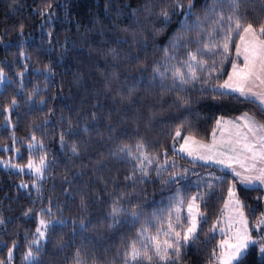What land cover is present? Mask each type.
Segmentation results:
<instances>
[{
	"label": "trees",
	"instance_id": "16d2710c",
	"mask_svg": "<svg viewBox=\"0 0 264 264\" xmlns=\"http://www.w3.org/2000/svg\"><path fill=\"white\" fill-rule=\"evenodd\" d=\"M230 16L258 29L264 0H192L191 7L189 0H0V161L9 157L25 166L47 157L40 176L0 162L2 264H123L128 245L147 242L162 224L166 229L177 206L186 227L185 205L197 194L203 213L197 238L175 264H216L214 226L232 184L250 226L257 223L264 214V188L245 187L229 171L176 150L185 136L209 142L220 118L247 113L264 123L256 101L216 87L232 62L240 63V30L232 32L227 53L222 47L234 28ZM204 44L215 47L209 52ZM188 52L207 63L197 66V80L176 87L171 72ZM157 66L168 69L164 78L153 73ZM140 142L155 157L143 178L135 160L113 155L123 145L135 152ZM73 143L79 155L72 153ZM165 160L166 170L157 176ZM172 171L183 178L164 184ZM133 174L136 179H126ZM114 200L126 212L109 227ZM42 218L50 223L45 239L31 245L39 248L38 259L29 262L24 257ZM81 219L87 224L83 231ZM241 264H264L257 245Z\"/></svg>",
	"mask_w": 264,
	"mask_h": 264
},
{
	"label": "snow or ice",
	"instance_id": "6c2138e0",
	"mask_svg": "<svg viewBox=\"0 0 264 264\" xmlns=\"http://www.w3.org/2000/svg\"><path fill=\"white\" fill-rule=\"evenodd\" d=\"M191 5L192 0H189V6L191 7ZM161 15L167 20V12H162ZM219 19H224L223 15ZM228 19L234 23V28L230 27L227 30L222 47L224 52L227 53L229 43L232 42V32L240 30L238 32L239 41L236 42L235 48L237 57H243V63L241 65L233 61L232 70L228 73L227 79L223 83L216 85V87L239 93L243 97H256L260 104L264 105V91H253V87L257 84L264 86V24H261L257 29L251 23L245 26L239 17L230 16ZM120 42L127 43V41ZM176 47H182V45L177 44ZM213 47L215 46L209 44L203 45V48L209 52L212 51ZM110 51L114 55L116 50L111 49ZM180 63L182 66L175 67L171 72V77L173 85L182 88L184 85L191 84L198 79L197 66L200 68L204 67L207 61L198 58L197 52H188L187 58ZM185 68L187 71L184 70ZM48 71L51 72V69H48ZM152 71L156 75L161 76V78H164L168 69H165V72H161L159 66H157ZM3 78V69H0V80H3ZM105 87L107 88V85ZM129 91L131 92V89ZM13 104H15V101H13ZM93 119H95V113H93ZM217 129L221 133L219 139L216 136ZM69 131H71V125H69ZM176 137H180V128L176 130ZM60 140L63 145V134H61ZM29 147L32 148L34 145L29 144ZM144 148L145 146L142 142L137 143L135 152L131 150L130 146L123 145L117 151L113 152V155L117 158H130L135 160L137 162L135 170H138L140 176L143 178L149 175L148 168L153 164L155 159V157H150L144 151ZM71 151L74 155H79L75 143L72 144ZM179 151L191 157L193 162L197 160L214 162L230 168L241 184L250 185L257 181L260 184H264V123H259L247 113H244L235 120L218 119L216 121V128L212 133L211 142L198 140L194 136L183 137V143L180 145ZM46 159V154L40 156L38 164L30 159L27 168L33 170L40 176L46 166ZM168 163L165 160L163 164L157 165V176L162 175V172L166 170L165 165ZM13 167L23 170L21 165H13ZM237 167L240 171H237ZM184 171L187 172V169ZM180 178H183V173L172 171L168 173L167 179L162 182L168 184L170 182H177ZM126 179H136L135 174L126 177ZM22 186L27 187L26 184ZM207 187L212 189L213 185L208 184ZM198 199L199 194L194 195L187 203L186 227L181 224L180 207L177 206L174 209L176 213L175 221H173L172 212L170 211L166 229L162 224L160 228H157L155 235L147 237V242H141L138 245L136 241H132L128 245L123 253V264H175L180 259L182 248L194 242L197 238V228L200 223V218L203 216V213L200 212V206L197 203ZM180 203H183V201H179L178 205ZM81 204L84 206L83 200ZM230 205L233 206L232 212L234 215L230 214L228 217V229L231 232L235 228V231L229 239L220 241L218 246L220 252L216 255V264H241L248 255L250 247L255 250V246L258 243L250 234L248 220L243 211V204L237 198L235 184L230 185L228 188V200L225 202V208H228ZM125 212L126 210L120 206L119 201L114 200L108 214L112 218L113 224L109 225V227L121 223V218ZM132 215L136 216V213L133 212ZM2 222V219H0V223ZM49 223L50 221H46L43 218L40 220L39 227L36 229L38 237L31 241L29 250L24 257L26 261L31 262L38 259L39 248L37 247L33 251L31 245H39L41 243L42 238L45 236V229ZM78 223L81 231L86 230L87 224L84 219H81ZM261 225H264V214H262V217L254 227L260 228ZM177 227H180L181 230L178 231ZM144 231H147V229H142L141 234ZM161 233L163 234V239H161ZM258 250L260 258L264 260V237L260 238ZM9 256H11V249H9Z\"/></svg>",
	"mask_w": 264,
	"mask_h": 264
},
{
	"label": "rangeland",
	"instance_id": "374dc122",
	"mask_svg": "<svg viewBox=\"0 0 264 264\" xmlns=\"http://www.w3.org/2000/svg\"><path fill=\"white\" fill-rule=\"evenodd\" d=\"M3 81H4V80H0V89H1V86H2V84H3ZM218 89H219L220 91H224V90L221 89V88H218ZM232 93H233V92H232ZM198 140H199V139H198ZM182 143H183V139H182L181 143L179 144V146L176 148L177 152H178L179 154H181L182 156H184V157H186V158L192 160L191 157H188L185 153L179 151L180 145H181ZM4 159H5L4 161H0L3 165L8 164L10 167L14 168V169L17 170V171L25 172V173L32 174V175H37L33 170L27 168V165H25V166L23 165V166H22L23 170H21L20 168L13 167V163H12L13 160H11L9 157L4 158ZM195 162H199V163L206 164V163L201 162V161H199V160H197V161H195ZM36 164H38V163H36ZM14 165H15V164H14ZM207 165H210V164H207ZM219 168H222V167H219ZM222 169H224V168H222ZM224 170H225V169H224ZM226 171H227V170H226ZM37 176H38V175H37ZM235 191H236V190H235ZM236 193H237V192H236ZM237 198H238V195H237ZM238 199H239V198H238ZM227 200H228V198H227ZM227 200H226V201H227ZM188 201H189V200H188ZM187 203H188V202H187ZM187 203H186V205H185L186 213H187ZM197 203H198V201H197ZM198 204H199V203H198ZM232 207H233V206L230 205L228 208H225V204H224L223 213H222V215L220 216V218L217 220V222H216V224H215L214 233L219 235L218 246H219V244H220V241L229 239L230 236L232 235V233L235 231V228H233L231 232H230L229 229H228V223H229L228 217H229L230 214H231V215H234V213L232 212ZM243 211H244V210H243ZM244 213H245V212H244ZM245 216H246V215H245ZM246 218H247V217H246ZM201 220H202V217L200 218V222H201ZM247 220H248V218H247ZM254 225H255V224H254ZM254 225H253V226H250L249 221H248V226H249V229H250V234H251V236L253 237V239H255V240L258 242V243H257V247L259 248L260 238H261V237H264V225H261L260 228H256V227H254ZM199 227H200V223H199L198 228H197V233H198ZM46 230H47V228L45 229V233H46ZM253 231H255V233H256L255 235H254ZM197 233H196V235H197ZM37 237H38V233H37ZM44 239H45V236L42 238L41 242H42ZM36 246H37V245H36ZM219 252H220V248L218 247V254H219ZM259 255H260V253H259ZM11 256H12V254H11ZM11 256H10V257H11ZM10 257H9V258H10Z\"/></svg>",
	"mask_w": 264,
	"mask_h": 264
},
{
	"label": "crops",
	"instance_id": "0c3cea01",
	"mask_svg": "<svg viewBox=\"0 0 264 264\" xmlns=\"http://www.w3.org/2000/svg\"><path fill=\"white\" fill-rule=\"evenodd\" d=\"M237 56V55H236ZM238 58V60L240 61V63L239 64H241L242 65V63H243V57L241 56V57H237ZM232 70V69H231ZM231 70H230V72H231ZM224 91H228V92H231L230 90H227V89H223ZM253 91L254 92H262V91H264V86H260V85H256V86H254L253 87ZM233 93H235V92H233ZM235 94H238V95H240L239 93H235ZM243 97V96H242ZM244 98H247V99H251V100H254V101H256L263 109H264V105H261L260 104V102H259V100L256 98V97H253V96H248V97H244ZM243 114H241V115H239V116H237V117H234V118H223L224 120H235L236 118H238V117H240V116H242ZM251 116V115H250ZM253 117V116H252ZM221 119V118H220ZM256 120V119H255ZM256 121H258V120H256ZM259 122V121H258ZM260 123V122H259ZM216 128V127H215ZM220 135H221V133H220V131L217 129L216 130V136H217V139H219L220 138ZM212 138V137H211ZM209 142H211V140L209 141ZM201 162H204V163H206V164H210V165H213V166H216V167H222V168H224L225 170H227V171H229L230 173H232L233 174V172H232V170L230 169V168H226V167H224V166H222V165H219V164H216V163H214V162H205V161H201ZM237 171H240V169L237 167ZM234 175V174H233ZM237 178V177H236ZM237 180L239 181V179L237 178ZM243 186H245V187H249V188H253V187H260V188H264V184H260L258 181L257 182H253V184H242Z\"/></svg>",
	"mask_w": 264,
	"mask_h": 264
}]
</instances>
